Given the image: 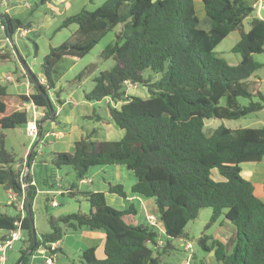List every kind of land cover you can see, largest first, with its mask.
Returning <instances> with one entry per match:
<instances>
[{"label": "trees", "instance_id": "1", "mask_svg": "<svg viewBox=\"0 0 264 264\" xmlns=\"http://www.w3.org/2000/svg\"><path fill=\"white\" fill-rule=\"evenodd\" d=\"M254 1L201 0L208 23L205 31L199 28L194 0H105L94 11L64 19L61 28L71 24L77 28L42 59L43 83L34 76L35 85L27 79L31 93L10 95L0 80V187L15 194L16 203L9 205L13 209L18 210L17 202L23 200L24 212L23 217L20 212L13 217L0 213V232L4 233L0 241L20 224L19 241L26 244L21 264H28L38 248L49 251V245L61 241L68 230L104 234L103 258L97 259L89 248L78 255L81 264H159V254L174 249L173 240L188 239L185 227L202 209L211 210L205 231L221 216L234 229L226 245L202 234L196 241L202 251H213L218 264H264V203L256 197L253 184L240 175L242 164H259L264 157V118L257 129L220 126L208 137L202 132L205 120H237L264 110L260 90L264 78L256 75L264 64L254 60L264 54V12L259 18L254 16ZM118 25L113 45L102 52L104 59L111 58L115 64L93 78L84 100L108 99L112 104L107 106L108 116L124 135L118 141H93L85 135L74 143L72 153L52 152L51 165L57 170L72 168L71 188L89 169L124 166L135 179L131 192L152 200L164 233L159 235L152 225L128 223L126 217L134 214L132 205L116 210L106 204L103 193L88 191L67 197L81 196L89 213L48 217L49 232L36 238L33 247L31 207L36 189L25 166L31 165L34 151L16 164L4 148L2 132L27 125L26 104L43 111L41 121L49 119L42 93L47 96L54 88L56 65L64 58H83ZM0 26L5 37L27 28L6 14L0 15ZM235 31L239 40L231 51L240 61L231 65L215 55L214 49ZM33 50L36 54L35 44ZM8 59L9 53L0 49V64ZM92 70V65L85 67L74 80L79 82ZM128 84L143 85L149 97L126 95ZM239 99L247 105H240ZM92 117L100 120L94 113L88 118ZM43 136L41 132L40 139ZM213 172L220 180L212 179ZM261 188L264 194V180ZM107 193L126 199L121 184H108ZM47 203L45 197V207Z\"/></svg>", "mask_w": 264, "mask_h": 264}, {"label": "rangeland", "instance_id": "2", "mask_svg": "<svg viewBox=\"0 0 264 264\" xmlns=\"http://www.w3.org/2000/svg\"><path fill=\"white\" fill-rule=\"evenodd\" d=\"M22 1L27 4V8L20 5L18 0H0V3L4 5L3 8H0V13H2L3 9L8 6H12V14H9L10 17H16L27 27L25 30H21L25 32V38L18 37V32L11 36L12 45L14 46L6 43V45L10 48L8 46L4 48V51L9 53V59L6 63L0 64V79H3V74H8L13 79L12 82H8L7 84H5V81L3 80L7 93L13 96L23 95L27 91L25 86L27 79L24 78L21 73V69H24L21 64V60L25 64L29 73L39 80L41 78L40 64L49 49L62 44L77 28L75 24L61 28L60 25L64 19L73 16L80 11H94L97 7H100L105 0H65L58 4L53 3L52 0L50 3L46 4H41L38 0ZM194 7L196 16L199 19V28L206 31L208 29V23L205 19L201 0H194ZM248 24L249 18L243 21V29L245 31L248 29ZM120 28V25L116 26L83 58H65L56 65L52 75L54 88L47 92V97L51 103L53 111L57 113L55 120L59 124V128L51 130V132H67L72 129L70 127H72L73 124L72 122H68V120L71 115H77L79 108L75 110L72 106L78 101L80 104H83V106L91 104L92 107L90 108L93 109L94 115L101 117V119L97 121L93 117L90 119H82L77 116V120L74 125L79 126L82 135L81 138L88 134L91 135V140L93 141H118L122 138L123 132L115 127V125L104 123L107 121L105 102L102 100L97 103H88L84 100V94L90 92L93 87V78L102 72L109 71L115 64L111 58L104 59L102 57V52L106 47L113 45L115 35L119 32ZM238 40L239 36L237 31L229 34L214 49L215 55L223 58L229 64H237L236 60L239 56L232 53L231 50ZM0 42H5L1 29ZM33 44L37 47L36 54H34ZM15 51H17L19 58ZM254 60L258 63H263L264 61L262 55L255 56ZM90 65L93 66L91 74L82 78L79 82L75 81V77L83 71L85 67ZM144 75L146 76V72ZM256 75L263 79L264 69H259ZM126 88V95L138 97L140 99H147L149 97L147 88L143 85L136 86L128 84ZM262 93L264 94V86L262 87ZM57 99L60 101L61 107L59 106ZM68 100H71L72 104L68 103ZM238 102L240 105H247V101L245 99H239ZM109 104L112 105L111 103ZM26 108L28 123L32 122L34 117H37L38 121H41V118L39 117V114H42L41 109H37L31 104H27ZM263 118L264 110L237 120L209 119L204 121L202 132L205 137H208L220 126L228 129H257L263 126ZM48 121L49 120L47 119L41 121V126L44 128V132L48 129L50 130ZM93 131H95L94 135H92ZM119 132H121V136L117 137L116 134L120 135ZM2 134L4 136V148L7 153L12 156L14 162L22 159L25 152L27 153V157L36 141V139L32 140L27 136V125L18 127L14 130L3 131ZM43 141V145L40 141L37 146L34 147L33 159L31 162L34 163L35 168L39 169V172L34 175L39 187H43L44 184L45 186L47 184L49 185L50 181L54 186H64V180L66 183H71L72 181L74 182L73 171L70 166H63L57 170L51 165V153L54 146L53 137H43ZM45 145H47L46 148L44 147ZM254 167L255 166H252V164L249 163L242 164L240 166V175L244 179L248 180L246 173L247 171L250 173L252 168L255 169ZM51 168L52 170H50ZM97 169L98 167L95 169H89L87 175L89 176L90 171L94 172ZM128 174L131 176L129 172ZM211 177L214 180H220V177L216 172H213ZM48 179L51 180L48 182ZM60 179H62V181H60ZM95 179H97V177H95ZM254 191L256 197H258V195L262 193V188L259 185L254 184ZM0 194L2 195L0 196L2 199L0 201V213L7 214L11 217L18 214V210H15L7 205V195L5 193L2 194L1 191ZM63 196L64 197H53V200L57 203L58 207L50 208L49 206H46L47 216H44L39 210L33 211V227L35 233L41 235L40 233H44L42 231H49L47 218L51 217V215H55L60 210L65 211L70 209V213H89V205L81 196H76L74 198H69L66 195ZM210 216V209L200 210L197 218L189 222L185 227V233L188 235V239L173 240L172 246L174 249L169 251V253L159 254V264H184L185 262L187 263V261L190 264H218L214 256V252L210 250V252L205 253L197 246L196 241L202 234H206L212 238L217 237L219 234L221 237L220 239H223V242L220 243L222 245H226L228 241V232L226 231V227L224 225L227 224L231 228L233 227L228 222L224 221V218L221 216L217 222L213 223L205 231L204 227L208 223ZM34 221L36 222L37 227L35 226ZM185 243L190 244L191 252L186 251V248H184ZM191 254L193 255L192 259H190ZM79 262L80 261L76 258L72 263L81 264ZM3 264H5V262Z\"/></svg>", "mask_w": 264, "mask_h": 264}, {"label": "crops", "instance_id": "3", "mask_svg": "<svg viewBox=\"0 0 264 264\" xmlns=\"http://www.w3.org/2000/svg\"><path fill=\"white\" fill-rule=\"evenodd\" d=\"M65 0H52L53 3L58 4L61 3ZM155 1V0H153ZM199 1V0H198ZM18 3L22 5L24 8H27V4L23 3L22 0H18ZM3 4L0 3V8H3ZM203 7V6H202ZM12 6L7 7L3 9L1 14H6L10 17V13L12 14ZM258 15L257 13H255ZM261 16V14H259ZM14 19H17L16 17H11ZM0 29L3 33L2 27L0 26ZM24 32V31H23ZM4 41L5 42H0V49L6 48V37L3 35ZM19 37V36H18ZM26 34L24 32V35L21 38H25ZM11 46L12 43L10 42ZM9 47V46H8ZM10 48V47H9ZM12 49V47H11ZM12 51V50H11ZM263 51H264V44H263ZM264 59V54L262 55ZM65 59V58H64ZM240 61V57L237 58L236 63L238 64ZM259 64H264L259 63ZM232 65V64H231ZM236 65V64H233ZM22 71V70H21ZM22 73V72H21ZM3 79H0L2 82L3 80L5 81V84L8 82H12V77L8 74H3L2 75ZM7 78H10V81H7ZM262 85V86H261ZM261 92H262V87L264 86V80L261 82ZM26 86V92L24 94H28L32 92V86L28 83L25 84ZM263 94V93H262ZM264 95V94H263ZM59 101V100H58ZM105 102V109H106V117L107 121L104 123L106 124H113L115 125L109 118L108 116V110L107 106L110 105L108 99L103 100ZM60 102V101H59ZM68 103L72 104L71 100H68ZM89 103V102H88ZM27 105V104H26ZM25 105V109L27 111ZM59 106L61 107V103H59ZM75 110L78 108V113L76 116L71 115L70 119L68 122H72L73 126L70 127L72 129L68 130L67 132H61V131H54L51 132V130H56L59 128V124L54 121H51V119H47L48 124L50 126V130L48 129L46 132H44V128L40 125L41 132L44 133V137H51V134L56 135V137H53L54 142H53V151L52 152H57V153H72L74 150V143L77 142L78 140L81 139V131L79 129V126L74 125L75 121L78 118H88L92 116L93 114V109L90 107L91 104H88V106H83V104H80L78 101L73 104L72 106ZM83 110V111H82ZM76 112V111H74ZM43 114V111H42ZM40 115V114H39ZM55 118L57 117V113L54 112ZM101 119V117H99ZM46 126V125H45ZM116 127V126H115ZM119 129V128H118ZM14 130V129H13ZM120 130V129H119ZM10 131V130H9ZM122 131V130H120ZM123 132V131H122ZM120 135L116 134L117 137L121 136V132H119ZM124 135V132H123ZM123 137V136H122ZM106 141H113V140H106ZM45 148L47 145L44 146ZM26 152L24 153V156L22 159H19L16 164H18L20 161H23L26 159ZM252 166H255L252 170L247 171L246 177L248 178L247 181L251 182L254 186V184L259 185L260 187L262 186V182L264 180V157L262 161L259 164H252ZM93 169V168H92ZM95 169V168H94ZM26 170V166H25ZM52 170V168L50 169ZM39 172L38 168H35L34 163H31V165L28 167V171L26 170L27 175L30 177L31 185L35 187L36 189V196L32 202V207L31 210L32 212L34 210H39L44 216H47V211L46 207L44 204V198L47 197L49 200V203H47L46 206H49L50 208L58 207L57 203L53 200L54 196H62L67 194H76V193H84V192H100L103 193L105 202L107 205L115 208L116 210H124L127 205H132V210H134V214L127 216L126 221L128 223H132L135 225H151V222H149L150 217H154V228L158 232L159 235H162L164 233V228L162 224L158 221L157 219V208L153 205V202L149 198H145L139 194L132 193L130 188L134 184L135 179L134 177L128 174L126 168L124 166L118 165V166H112V167H105L101 168L98 167L97 170L94 172H89V176L87 175L83 180H81L76 188H71V183H74L73 181L71 183H66L65 180L63 181L65 184L64 186H54L51 183V179H48V182L50 181V184L43 185V187H39L37 180L35 179L34 175ZM97 177V179H95ZM62 181V179H60ZM108 184L115 185V184H121L123 186L126 199L123 200L119 198L118 196L114 194L107 193V186ZM1 193H5L7 195V205H11L12 203H16V197L15 194L12 192H4L3 189L0 187ZM0 196H2L0 194ZM261 202L264 203V194L261 193L257 197ZM2 199L0 198V201ZM20 202V201H19ZM19 202H17V207L19 205ZM55 203L56 206H52L51 204ZM45 210V211H44ZM70 209H67L65 211H58L55 215H51L53 219H57L61 216L71 214ZM132 212V211H131ZM85 214V213H84ZM34 217V215H33ZM35 222V221H34ZM217 222V221H216ZM36 226V222H35ZM226 228V231L228 232L227 234V240L231 238L233 235L234 229L228 226L227 224L224 225ZM37 227V226H36ZM44 233H40L41 235H38L36 233V238L40 239V237L49 231H42ZM4 236L3 232H0V238ZM212 238V237H211ZM220 235L218 234L217 237L212 238L213 240L217 242H223V239H220ZM103 241H104V234L101 232H93V231H85V230H78V231H66V233L63 235L61 241L56 242L57 245V252L52 260V264H73V260L78 258V255L89 249L93 248L95 251V257L97 259H102L103 258ZM16 243V242H15ZM14 243V244H15ZM188 245L189 247L186 248L187 252H191L190 244H186L184 246ZM26 247V244L22 241H18L15 245H13V248L11 251H9L6 254L5 258V264H18V261L20 260L21 256V250ZM50 256V253L48 250H44L43 248H38L36 249L32 255L29 257L28 264H45V259ZM192 254L190 259L192 258ZM184 264H190L185 262Z\"/></svg>", "mask_w": 264, "mask_h": 264}, {"label": "built area", "instance_id": "4", "mask_svg": "<svg viewBox=\"0 0 264 264\" xmlns=\"http://www.w3.org/2000/svg\"><path fill=\"white\" fill-rule=\"evenodd\" d=\"M251 7L254 11V16H256L258 18L261 17V16H259V14L262 15L264 12V0L254 1ZM255 13H257L258 15H256ZM18 35L21 38L24 35V32L19 31ZM6 42H7V44L11 45L10 42L12 43V40L9 37H6ZM21 70H23V69H21ZM7 81H10V78H7ZM40 81L43 83V79H41ZM39 117L42 119L43 114H40ZM39 129H40V127L38 124V118L34 117L33 121L29 122L27 124V136L30 137L32 140L37 139ZM51 137H56V135L51 134ZM40 141L43 145V143H44L43 138L39 139V142ZM51 205L56 206L55 203H52ZM22 207H23V200H20L19 205H18V212H20V217H23V215H24ZM148 219H149V222H151V225L154 226L155 218L150 217ZM21 237H22V232L20 229V224L18 223L17 228L15 230L11 231L3 240L0 241V264H3L5 262L6 254L12 250L14 243L18 242L21 239ZM158 244L161 245L162 243L159 242ZM185 247L188 248L189 246L186 245ZM56 251H57L56 243L50 244L49 245L50 256L45 259V264H52V260L56 254Z\"/></svg>", "mask_w": 264, "mask_h": 264}, {"label": "water", "instance_id": "5", "mask_svg": "<svg viewBox=\"0 0 264 264\" xmlns=\"http://www.w3.org/2000/svg\"><path fill=\"white\" fill-rule=\"evenodd\" d=\"M8 37L11 39V35H10L9 33H8ZM15 52H16L18 58H19V55H18L17 51H15ZM21 64H22V66L24 67V69L22 70V75H23V77L26 78V79H28V80H30V81H32L33 84L35 85V82H34V78H33V76L29 73L28 69L26 68V66H25V64L23 63L22 60H21ZM42 94H43V96H44V98H45V100H46V104H47L46 106H47L48 110L50 111V117H49V120H50L51 117H52L53 114H54V111H53V109H52V106H51V103H50L48 97H47L44 93H42ZM40 137H41V129H39L37 139H36L35 143L33 144V146H32V148H31L30 152H32L33 149H34V147L37 146ZM26 170L28 171V166H26ZM26 170H25V172H26ZM24 177H26V175H24ZM24 184H26V180H24ZM27 211H28V205H27ZM31 224H32V240H33V247H34V246H35V240H36V233H35V230H34V227H33V221H32ZM147 247H148V248H151V245H148ZM31 251H32V249H30L28 252H31ZM21 260H22V257H21L20 260L18 261V264H21Z\"/></svg>", "mask_w": 264, "mask_h": 264}]
</instances>
